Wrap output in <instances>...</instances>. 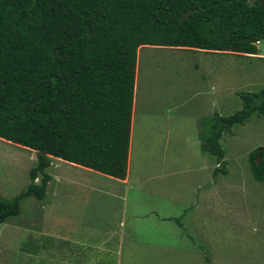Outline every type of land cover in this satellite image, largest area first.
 Here are the masks:
<instances>
[{
  "label": "rangeland",
  "instance_id": "1",
  "mask_svg": "<svg viewBox=\"0 0 264 264\" xmlns=\"http://www.w3.org/2000/svg\"><path fill=\"white\" fill-rule=\"evenodd\" d=\"M258 47L248 56L140 46L130 183L53 157L47 172L64 183L51 179L43 200L23 197L20 215L0 224V264H58V246L46 236L58 233L46 220L78 236L75 253L65 254L75 264H264V183L254 178L249 155L264 145V117L251 115L224 133L226 166L218 172L200 141L203 120L234 114L242 92L264 87V39ZM36 162L37 151L0 138V198L41 184L42 174L31 178ZM91 213L101 214L94 227L117 231L113 238H83ZM82 243L93 245L94 255Z\"/></svg>",
  "mask_w": 264,
  "mask_h": 264
},
{
  "label": "trees",
  "instance_id": "2",
  "mask_svg": "<svg viewBox=\"0 0 264 264\" xmlns=\"http://www.w3.org/2000/svg\"><path fill=\"white\" fill-rule=\"evenodd\" d=\"M262 39L264 0H0V138L37 151L31 178L42 174L0 198V224L20 215L23 197L45 198L53 157L126 179L140 46L251 56ZM241 95L242 109L203 120L217 172L224 133L264 117V87ZM249 155L264 183V145Z\"/></svg>",
  "mask_w": 264,
  "mask_h": 264
},
{
  "label": "crops",
  "instance_id": "3",
  "mask_svg": "<svg viewBox=\"0 0 264 264\" xmlns=\"http://www.w3.org/2000/svg\"><path fill=\"white\" fill-rule=\"evenodd\" d=\"M193 50H198V51L207 52V53H222V52L208 51V50H203V49H193ZM252 55H254V54H252ZM248 56H250V55H248ZM138 57H139V54H138ZM135 88H136V91H137L138 90L137 78H136V86H135ZM136 102H137V95L135 97V103H134V109L135 110H133V120H134L135 111H136V104H137ZM205 117H202L201 118V116H200L199 119L202 120ZM132 133H133V126H132V132H131V139H132V135H133ZM130 155H131V149H130ZM72 164H74V163H72ZM89 170H90L89 172H91L93 174H103V173H100V172L99 173H95L97 171H94L92 169H89ZM101 176H105V175H101ZM105 177L108 178L107 176H105ZM129 177H130V174L128 172L127 177L124 180L117 179V178H114V177H109V178H110V180H115V181L120 182L122 184H128V183H130V179H131ZM58 178H60V180L59 179H56V178H54L52 176V180H54L55 182H58L59 183V186H60L62 183H64L63 182L64 177L58 175ZM70 182H71L70 184L75 183V180L74 179H70ZM59 186L56 188V190L54 191V193L52 195V198H54V199H56L57 196H58V194H59V192H58ZM91 203H93V202H91ZM54 206H55V203H52L51 204V208L52 209L54 208L53 210L55 211V207ZM100 218H101V214H99L97 216H94V214L91 213L89 215L88 221H87V227H86V230H85V234L83 235V238L86 239L87 241H89V240L90 241H93V236H94L95 232L96 233H103L104 234V240H102V243L105 240H109V239L113 238L114 235H112V234H115V232L117 233L116 230L111 231L110 229L104 228V227H94L93 226V222L94 221L97 222L98 219H100ZM54 223L55 222H53V225H52V224L48 223L47 220H46V222H45V224L47 225L46 226V229H49L51 231L54 230L55 233L56 232L58 233L59 237H58V235H52V232H47L46 233V236H48L49 239H51V238L55 239L56 247L58 246L56 248V255H58L60 253V255H61L62 258H60V260L57 259L56 262L58 264H67V263H69L68 260L70 261L72 259V257H71V259H67V257L65 256V254H67L68 251H70V254L71 255L73 253H75L74 252L75 251L74 247H76L75 245L78 244L77 243V240H79V239H78V236L74 232H72V231H70L68 229H64V230L63 229H56V227L54 226ZM82 244H83V246L86 247V250H90L91 251V255H94V250H93L94 249V246L93 245H91V244L89 245V243H82ZM70 246H72L73 248H70ZM99 249H101V248L99 247ZM65 250H66V252H65ZM77 250L80 251V252L82 251L80 248H77ZM63 252H64V254H63ZM76 254H78V253L76 252ZM87 255H90V253H88ZM63 258H65V259L63 260ZM90 263H93V261H90ZM70 264H75L73 259L71 260Z\"/></svg>",
  "mask_w": 264,
  "mask_h": 264
},
{
  "label": "water",
  "instance_id": "4",
  "mask_svg": "<svg viewBox=\"0 0 264 264\" xmlns=\"http://www.w3.org/2000/svg\"><path fill=\"white\" fill-rule=\"evenodd\" d=\"M258 161H260V159Z\"/></svg>",
  "mask_w": 264,
  "mask_h": 264
}]
</instances>
